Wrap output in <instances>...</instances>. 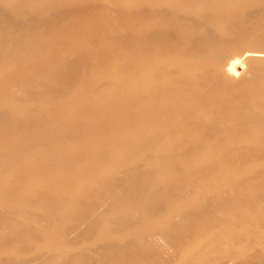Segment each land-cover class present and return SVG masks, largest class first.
Instances as JSON below:
<instances>
[{
    "label": "bare ground",
    "instance_id": "bare-ground-1",
    "mask_svg": "<svg viewBox=\"0 0 264 264\" xmlns=\"http://www.w3.org/2000/svg\"><path fill=\"white\" fill-rule=\"evenodd\" d=\"M262 156L264 0H0V264H264Z\"/></svg>",
    "mask_w": 264,
    "mask_h": 264
},
{
    "label": "rangeland",
    "instance_id": "rangeland-1",
    "mask_svg": "<svg viewBox=\"0 0 264 264\" xmlns=\"http://www.w3.org/2000/svg\"><path fill=\"white\" fill-rule=\"evenodd\" d=\"M11 1V0H10ZM13 1V0H12ZM134 2H136L137 0H133ZM154 25V23L152 24ZM114 70H116V68H114ZM247 145H251L253 143L252 140H247ZM249 160L244 164V166L238 168V169H242V168H246V167H256V166H261L262 164H264V156L262 157H251L248 158ZM120 161H122V159H120ZM56 175H61L63 174V171L58 168L55 171ZM214 178H216L214 181H208V180H204L201 181L196 187H194V191L196 193H200V191L202 190V188H204L205 190H208L210 188H212L213 184L215 185V188L217 189H222L223 188V183L220 182V180H218V173H214ZM219 181V182H218ZM180 201L175 200L173 201L171 204H169V207L171 208H179L181 207L182 204H179ZM249 219V220H248ZM236 221L239 223H241V226H244V228L238 226V228L236 229V231L238 233H242L244 234L242 236V240L240 241V244H238V246L234 247L235 250H233L232 253H236L234 254V256L237 257H241L244 255V252L250 251L249 249V245L252 244L255 241V237H256V232L258 229H263L264 230V210H260L257 206H254L251 210H250V217H247L246 215L241 216H237ZM160 224H163V221L159 222ZM141 225V224H140ZM218 229V228H217ZM216 228L212 229L210 233L207 234V237L212 238L211 242L209 243L210 246H212V243H214V237H212L214 235L215 232H217ZM118 235L122 234V231H118L117 232ZM210 241L209 239H207V242ZM204 251L206 250V248H204ZM43 251H47V249H43ZM169 251H172V249L170 248ZM28 253V252H27ZM92 253V252H90ZM20 255H26L25 252H22ZM7 255H5L4 253L0 252V259H4ZM202 259L206 260L205 255L203 254L201 256ZM193 257H190L189 259H187L184 264H191ZM204 264V263H203Z\"/></svg>",
    "mask_w": 264,
    "mask_h": 264
}]
</instances>
